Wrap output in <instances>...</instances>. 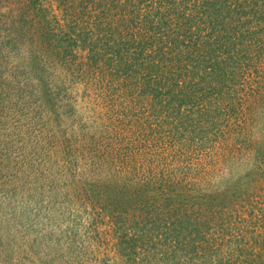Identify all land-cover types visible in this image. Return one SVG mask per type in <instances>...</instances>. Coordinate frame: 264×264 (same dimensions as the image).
<instances>
[{
  "label": "trees",
  "instance_id": "obj_1",
  "mask_svg": "<svg viewBox=\"0 0 264 264\" xmlns=\"http://www.w3.org/2000/svg\"><path fill=\"white\" fill-rule=\"evenodd\" d=\"M53 1L62 23L42 0H0V30L42 86L62 69L106 119L98 170L116 173L95 182L93 215L123 264H264V0ZM204 152L236 168L224 184L191 166Z\"/></svg>",
  "mask_w": 264,
  "mask_h": 264
},
{
  "label": "rangeland",
  "instance_id": "obj_2",
  "mask_svg": "<svg viewBox=\"0 0 264 264\" xmlns=\"http://www.w3.org/2000/svg\"><path fill=\"white\" fill-rule=\"evenodd\" d=\"M42 3L51 24L61 21V12L53 0ZM5 34L2 28L0 264H123L113 232L93 215L97 197L92 189L106 192L95 182L116 173L112 168L98 170L106 166L102 159L108 140L106 119L99 116V108L87 88L75 79L70 81L72 78L66 77L62 69H49L50 86H42L27 53L22 47L12 53ZM257 65L264 70V56ZM46 93L53 103H49ZM260 122L259 128L264 132V112ZM137 128L135 122L133 129ZM253 135L260 139L261 132ZM98 148L101 155L96 153ZM181 152L188 154L186 150ZM206 153H192L191 166H204L207 180L215 177L224 184L229 171L236 168L218 156L205 158L209 155ZM173 155L174 152L163 155L156 168L170 172ZM201 155L205 162L197 160ZM240 157L236 156L237 163ZM252 170L249 162L231 176L235 179ZM95 222L97 227L93 230Z\"/></svg>",
  "mask_w": 264,
  "mask_h": 264
}]
</instances>
